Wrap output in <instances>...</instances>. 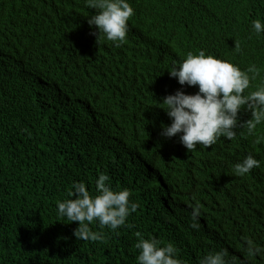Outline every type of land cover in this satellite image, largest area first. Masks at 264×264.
Segmentation results:
<instances>
[{"label": "trees", "instance_id": "trees-1", "mask_svg": "<svg viewBox=\"0 0 264 264\" xmlns=\"http://www.w3.org/2000/svg\"><path fill=\"white\" fill-rule=\"evenodd\" d=\"M129 3L117 47L95 26L88 34V22L77 32L80 16L95 12L85 0H0V264H138L137 232L172 242L182 264L221 249L234 264H264L245 247L248 238L264 246V123L249 134L242 107L233 139L189 151L178 135H161L171 120L158 106L177 89L198 91L169 75L189 52L255 65L246 92L264 83V32L252 28L264 23V0ZM64 30L86 39L83 65H54ZM249 154L261 167L236 175ZM101 173L139 207L102 240H77L78 222L58 216L56 202L73 182L94 192Z\"/></svg>", "mask_w": 264, "mask_h": 264}, {"label": "clouds", "instance_id": "clouds-1", "mask_svg": "<svg viewBox=\"0 0 264 264\" xmlns=\"http://www.w3.org/2000/svg\"><path fill=\"white\" fill-rule=\"evenodd\" d=\"M87 6L95 9L94 14L80 16L75 26L85 20L90 27L87 33L92 35L95 26L98 34H103L108 41L117 47L126 41L129 34V18L134 15V8L129 0H85ZM255 33L264 32V23L260 19L252 21ZM60 53L54 59V65L69 68L71 64L83 65L85 61V40L71 39L69 32L64 30ZM98 43V41H97ZM239 50V45H236ZM260 74V69L249 65L246 69L231 61L206 54L204 50L198 53L189 52L186 58L174 62L169 75L178 80L180 85L196 86L194 94L177 89L174 93L163 97L159 107L164 108L170 124L163 125L161 135L167 138L179 137V141L187 150H194L198 145L205 148L212 146L223 136L233 139L235 129L240 126L238 113L242 107L251 111V118L244 121L249 134H254L257 125L264 123V83L254 91L250 83ZM261 167V162L252 154L245 156L233 166L236 175L243 176L253 168ZM68 197L58 200L57 214L70 222H78L73 235L77 240L98 241L104 238L105 227L116 230L126 224L129 215L139 207L135 201H130V191L127 188H113L110 177L101 173L95 181V191L90 192L84 181L73 182L68 190ZM195 199V197H193ZM199 205L192 209V228H198L196 223L200 216ZM96 222L100 231L90 226ZM138 240L135 247L139 250L136 257L138 264H182L178 258V249L172 243H161L154 236L145 238L137 232ZM249 257L264 256V246L256 244L252 239L245 241ZM227 249L209 252L200 258L198 264H234L228 259Z\"/></svg>", "mask_w": 264, "mask_h": 264}, {"label": "bare ground", "instance_id": "bare-ground-1", "mask_svg": "<svg viewBox=\"0 0 264 264\" xmlns=\"http://www.w3.org/2000/svg\"><path fill=\"white\" fill-rule=\"evenodd\" d=\"M170 203V202H169Z\"/></svg>", "mask_w": 264, "mask_h": 264}]
</instances>
